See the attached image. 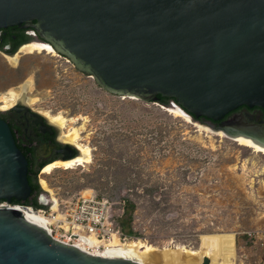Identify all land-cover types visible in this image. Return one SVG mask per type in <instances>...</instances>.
I'll return each mask as SVG.
<instances>
[{
  "label": "rangeland",
  "instance_id": "rangeland-1",
  "mask_svg": "<svg viewBox=\"0 0 264 264\" xmlns=\"http://www.w3.org/2000/svg\"><path fill=\"white\" fill-rule=\"evenodd\" d=\"M23 47L0 53V92L25 83L32 107L78 117L58 126L84 123L78 142L91 149L84 165L37 175L45 207L89 188L113 201L126 239L196 248L201 234L228 231L232 264H264V150L158 101L108 93L52 48Z\"/></svg>",
  "mask_w": 264,
  "mask_h": 264
},
{
  "label": "water",
  "instance_id": "water-1",
  "mask_svg": "<svg viewBox=\"0 0 264 264\" xmlns=\"http://www.w3.org/2000/svg\"><path fill=\"white\" fill-rule=\"evenodd\" d=\"M8 25L32 27L106 92L171 98L160 104L190 120L264 109V0H0V27ZM27 171L0 118V199L30 196ZM0 264L143 263L55 239L39 219L0 207Z\"/></svg>",
  "mask_w": 264,
  "mask_h": 264
},
{
  "label": "flooded vegetation",
  "instance_id": "flooded-vegetation-1",
  "mask_svg": "<svg viewBox=\"0 0 264 264\" xmlns=\"http://www.w3.org/2000/svg\"><path fill=\"white\" fill-rule=\"evenodd\" d=\"M31 43L42 48H52L32 27L22 25L0 27V53L13 56L20 47ZM25 97V100L18 99L11 105L0 104V118L8 124L17 147L24 154L28 172L37 176L40 172L43 173L49 164L75 159L79 154V147L67 138L66 133L55 122L30 105L27 94ZM171 102L173 99L168 98V103ZM192 117L213 129H222L232 135L243 134L264 144V109L261 107L240 105L217 120L204 116ZM239 136L251 140L241 135L236 137ZM10 201L17 200L12 197ZM23 202L31 207L37 204L45 207L41 191L35 197L30 193Z\"/></svg>",
  "mask_w": 264,
  "mask_h": 264
},
{
  "label": "bare ground",
  "instance_id": "bare-ground-1",
  "mask_svg": "<svg viewBox=\"0 0 264 264\" xmlns=\"http://www.w3.org/2000/svg\"><path fill=\"white\" fill-rule=\"evenodd\" d=\"M23 48L25 53H31L34 51L32 44H27ZM26 86L27 85H25V83H20L16 86L7 88V90L1 91L0 103H3L4 106H7L15 103L18 99L25 100ZM171 110L177 111L181 114L179 110L172 108ZM44 113L53 122L61 127L66 125L67 122H72L75 124L78 119L76 116L67 117L61 112L51 114L47 111ZM83 127L84 123H81L79 126L72 125L70 128H68V132L66 133L67 138L69 137V139L75 142L79 147L78 156L68 162H55L53 164H49L45 167L44 172H49L52 168L59 166H63L64 168H73L75 166L84 165V163L90 161V147L84 143L78 142ZM239 139L247 145L254 146L256 149L264 150V145L243 137H240ZM40 181L45 187V179L40 178ZM83 192L89 193L92 192V190L87 188ZM56 205L57 204H54L52 208L55 209ZM23 214L28 218L39 219L46 226V218L41 213L37 214L33 210H25ZM46 228L48 227L46 226ZM81 237L79 238L81 241L75 242L80 248L87 250V246H89L93 248L92 251H89L95 254L103 256H122L135 259L143 264H199L204 256H208L210 258V264H232L234 257V234L228 231L201 234L199 245L196 248L187 247L183 244H175L172 247L163 246L160 248L149 242H145L140 238L121 239L119 234L115 232L112 233L109 241L100 240L94 235ZM100 244L104 246L103 250L97 249Z\"/></svg>",
  "mask_w": 264,
  "mask_h": 264
},
{
  "label": "built area",
  "instance_id": "built-area-1",
  "mask_svg": "<svg viewBox=\"0 0 264 264\" xmlns=\"http://www.w3.org/2000/svg\"><path fill=\"white\" fill-rule=\"evenodd\" d=\"M0 207L41 213L46 218L48 231L55 239L75 245L76 241H81V236L94 235L100 240L109 241L115 232L121 239L126 238L115 223L113 201L93 191L80 193L74 201H61L55 209L51 206L31 207L23 201L12 202L4 199L0 201ZM92 249L87 246V250ZM97 249L103 250L104 246L100 244Z\"/></svg>",
  "mask_w": 264,
  "mask_h": 264
},
{
  "label": "trees",
  "instance_id": "trees-1",
  "mask_svg": "<svg viewBox=\"0 0 264 264\" xmlns=\"http://www.w3.org/2000/svg\"><path fill=\"white\" fill-rule=\"evenodd\" d=\"M156 101H158L159 103H162V104H168V98L163 97L161 95H158V98ZM27 179H28V183L31 187V194H33V197H35L37 195V193L41 191V187L38 183L37 176L35 174L32 175L27 171ZM124 205H125L124 211H126V213L133 206V204L127 199H126ZM35 207H41V206L37 204V205H35Z\"/></svg>",
  "mask_w": 264,
  "mask_h": 264
}]
</instances>
